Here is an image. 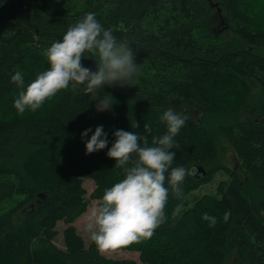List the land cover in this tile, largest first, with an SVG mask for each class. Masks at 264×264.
Here are the masks:
<instances>
[{
	"label": "trees",
	"instance_id": "1",
	"mask_svg": "<svg viewBox=\"0 0 264 264\" xmlns=\"http://www.w3.org/2000/svg\"><path fill=\"white\" fill-rule=\"evenodd\" d=\"M217 8L230 36L205 23L210 17L213 24ZM86 13L130 43L138 65L134 86L105 85L97 93L113 98L105 121L83 86L69 85L39 110L18 113L13 105L21 89L12 75L20 71L27 85L47 70L46 49ZM82 64L96 70L93 58ZM171 105L188 117L174 138L178 148L170 149L173 167L196 174L183 181L180 199L169 194L166 220L151 239L120 249L138 252L142 264H225L231 252L236 264H264V0H0V264H139L104 256L72 222L124 179L107 156L113 133L138 132L152 146L167 131L160 116ZM249 109L255 116L240 119ZM100 125L108 146L86 154ZM218 133L234 150L243 179L221 165ZM222 169L231 180L189 206V194ZM85 178L95 185L89 196ZM204 213L217 218L214 227ZM59 221L69 223L62 246L54 243Z\"/></svg>",
	"mask_w": 264,
	"mask_h": 264
},
{
	"label": "clouds",
	"instance_id": "2",
	"mask_svg": "<svg viewBox=\"0 0 264 264\" xmlns=\"http://www.w3.org/2000/svg\"><path fill=\"white\" fill-rule=\"evenodd\" d=\"M45 55L48 69L27 85L20 71L11 77L12 83L21 89L13 105L20 114L39 110L46 100L68 89L69 85L73 89L83 86V94L98 99L97 112L110 111L113 98L110 95L99 98L97 93L105 85L134 86L138 71L130 43L117 41L112 30L105 29L94 13H86L83 19L69 26L62 40L48 47ZM85 57L96 61L95 71L83 66ZM187 120V116L173 108L165 110L160 122L166 123L167 131L153 137L152 146H149L148 137L138 132L116 130L113 133L116 139L107 156L116 161V168L123 170L124 179L107 188L101 203L91 211L90 238L100 253L151 239L166 220L169 194L177 199L183 196V181L197 170L173 167L175 152L170 149L178 148L174 138ZM144 130L151 132L148 124H144ZM90 132L91 128L85 129L81 138ZM107 137L103 125L97 126L85 144L86 154L105 149ZM230 215L225 212L223 220L227 222ZM202 220L207 221L209 227L217 223V218L208 213L202 215Z\"/></svg>",
	"mask_w": 264,
	"mask_h": 264
},
{
	"label": "rangeland",
	"instance_id": "3",
	"mask_svg": "<svg viewBox=\"0 0 264 264\" xmlns=\"http://www.w3.org/2000/svg\"><path fill=\"white\" fill-rule=\"evenodd\" d=\"M216 3H218V2L213 1V2H210V5L216 4ZM210 15H211L213 24L211 23L210 17L208 20H205V23L207 22L208 25L210 26V28L214 29L216 32H219V31L223 32L222 28L225 27L224 26L225 20H224V16H223L222 12H220V9L217 8V10H213V12H211ZM223 35L228 36L229 33L227 31H225V32H223ZM252 89H253V93H254L253 97L254 98L258 97L257 96V93L259 90L258 86H254ZM90 98H91V94H90ZM92 100L94 101L95 111H96V104L98 103V99H92ZM170 108H173L179 114L183 109L182 107L181 108L175 107L173 105H171ZM107 112L108 111H103V112H97L96 111V114L100 115L102 117V121H105L107 119ZM254 114H255L254 109H249V110L244 111L239 118L240 119H248V118L254 117L255 116ZM217 141H218V145L221 148L220 159H219L221 165L223 167H226L229 170H233L234 172H236V174L238 175V177L240 179H243L244 176H243L241 167L239 166L237 156H236L234 150L232 149L231 145L227 143V141L223 138V136L220 133H218ZM205 171H206V169H205ZM206 174H207V172H206ZM230 180H231V175L225 169H222V170L215 172L212 176V179L205 181V182H201L200 186L198 185L199 187L197 186L198 188H196V190L192 191L191 194H189V206L192 203H194L196 198H198L199 196H201L204 193L217 195V193H216L217 184L220 183L221 181H230ZM83 186L86 189L87 196H89V194L94 189L95 185L91 179L85 178V179H83ZM96 206H98V200L97 199H91L89 201L87 209L72 222V225H74L76 227L77 232L84 238V241L86 244H89L91 242L89 226H90V224H92V220L90 219V217H91L92 209ZM179 210L182 211V209H179ZM178 211L175 213V216H179ZM67 225H69V223H66L64 221H59L57 224L56 229L58 231V234L54 238V243L57 246H62V241H63L62 230ZM102 254L104 256L110 257V258L134 259V260L138 261L139 264H142L137 259L138 252L123 251L119 248L115 251H110V252L102 253ZM225 264H236V256H235L234 252H231L227 255L226 260H225Z\"/></svg>",
	"mask_w": 264,
	"mask_h": 264
},
{
	"label": "water",
	"instance_id": "4",
	"mask_svg": "<svg viewBox=\"0 0 264 264\" xmlns=\"http://www.w3.org/2000/svg\"><path fill=\"white\" fill-rule=\"evenodd\" d=\"M198 171L201 172V175H205L206 174V171L203 167L201 166H198Z\"/></svg>",
	"mask_w": 264,
	"mask_h": 264
}]
</instances>
